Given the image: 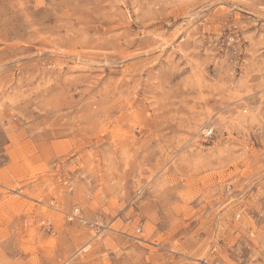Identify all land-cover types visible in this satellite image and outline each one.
<instances>
[{"label": "rangeland", "instance_id": "374dc122", "mask_svg": "<svg viewBox=\"0 0 264 264\" xmlns=\"http://www.w3.org/2000/svg\"><path fill=\"white\" fill-rule=\"evenodd\" d=\"M0 264H264V0H0Z\"/></svg>", "mask_w": 264, "mask_h": 264}]
</instances>
